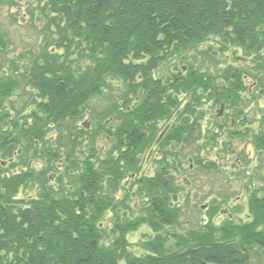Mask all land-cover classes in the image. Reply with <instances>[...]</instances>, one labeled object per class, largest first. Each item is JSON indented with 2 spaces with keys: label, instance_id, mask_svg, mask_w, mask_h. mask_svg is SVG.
<instances>
[{
  "label": "trees",
  "instance_id": "trees-1",
  "mask_svg": "<svg viewBox=\"0 0 264 264\" xmlns=\"http://www.w3.org/2000/svg\"><path fill=\"white\" fill-rule=\"evenodd\" d=\"M44 1L37 8L44 23L40 47L25 60L21 74L16 61L6 59L7 71L0 75V160L16 156L23 169L7 174L0 162V264L264 260V179L258 180L260 188L249 191L242 223L226 219L213 228L209 218L217 206L212 201L208 220L182 235L173 228L179 224L180 193L187 184L179 187L164 163H158L152 179H132L138 176L137 157L155 141L160 124L173 121L162 138L164 147L183 148L199 138L191 124L202 117V103L217 108L226 104L233 118L244 119L247 81L264 90V0ZM210 39L220 41L224 55L240 50L250 68L230 64L217 78L189 65L165 79L155 76L170 58L190 51L208 56L197 48ZM3 53L0 35L1 58ZM114 83L120 88L111 103L87 114L91 128L77 127L89 101L112 92ZM19 91L33 99L10 117L7 101ZM30 105L34 110L21 117ZM101 136L109 145L102 154L95 145ZM214 139L211 135L206 140ZM252 144L264 156V118ZM61 157L65 184L58 179L53 189L47 175L55 168L50 164L60 163ZM32 161L43 167L29 168ZM196 163L203 171L216 168L211 162ZM253 174L256 179L258 173ZM23 184L36 191L25 203L17 198ZM131 197L141 206L129 209ZM229 200L224 196V205ZM118 210L137 215L120 219ZM107 211L113 219L106 234L101 221ZM141 227L152 237L138 243L141 255L136 256L126 239Z\"/></svg>",
  "mask_w": 264,
  "mask_h": 264
},
{
  "label": "rangeland",
  "instance_id": "rangeland-1",
  "mask_svg": "<svg viewBox=\"0 0 264 264\" xmlns=\"http://www.w3.org/2000/svg\"><path fill=\"white\" fill-rule=\"evenodd\" d=\"M44 4V0H0V35H2L5 45V53L2 54V58L0 57V75L7 71L6 59L15 60L19 74H21L23 68L21 66L25 64V60L40 47L44 23L41 21L40 11L37 8L42 7ZM30 13L32 19H30ZM50 28L52 29V27ZM220 44L218 39H210L201 47H198L197 51L205 52V55H208L206 57L195 56L194 52L190 51L184 55L185 57L170 58L166 63L160 65L155 76L165 79L175 73V70L181 72L183 70V72H185L184 70L189 65H192L202 73L207 72L212 75L211 77L217 78L222 70L230 64L234 67L241 65L242 67L246 66L250 68L248 65L249 59L244 60L240 50L232 49L234 53L230 54L228 52L227 55H224V47ZM249 70L247 72H250ZM246 84L247 91L249 92L250 90L251 93L247 92V98L245 99L247 102L241 106V111L243 114H246L244 121L247 128L240 129V126L236 124L235 129L229 131L225 139V142L229 144V151H234L237 156L242 152L243 155L248 158L245 170H237L236 167L232 165L234 158L230 155H224V117L220 121L215 120L214 116L219 108L206 103H202L198 110L199 113H202V117L197 119V121L194 120V124H191L195 137L199 135V138H197L195 142H191L189 146L183 148L180 146L182 155H180L179 158L183 160L182 168L185 169L183 173L180 174L177 172L179 168L178 160L175 156H172V153H170L167 159L166 164L174 173V179L177 184H179V187H181V185L184 187L187 184V187L185 186L183 189V193H180L181 198L178 206L181 216L179 224L173 228V231L179 233V235L200 225L203 221L208 220L205 210L207 204L209 206L212 205V201L216 202L214 203L217 208L214 215L209 218V221L212 223L213 228L216 229L221 227L228 215V212L224 214V196H229L230 203L237 201L231 211V214L234 215L231 222L234 224L242 223L245 215H247L246 205L249 191L261 187V182H258V180L264 179V156H260V153L253 148L252 137L256 136L259 132L260 120L264 118V90L250 87L248 81ZM113 88L114 90L112 89V92L89 101L88 111L84 113L82 120L77 123V127L81 128V126H84L87 131L91 128V122L87 114L90 110L96 113L100 112L105 106H108L112 98L116 95L117 88H120V86L118 83H114ZM25 91L26 94L31 95L29 90ZM32 99L33 98H29L20 91L14 94L10 100L7 101V103L11 104V109L7 107L10 117H13L12 110H18L22 105L24 106L25 103L29 105ZM180 100L182 101V106H184L187 97L183 96ZM38 102L39 101H37V103ZM196 109L197 108H193L194 112H196ZM33 110L34 108H32L31 105L28 106L21 117L27 116ZM228 115L230 117V112ZM235 120L238 122L241 118L237 117ZM172 122L173 121H169L160 124V129L163 130V127L170 125ZM64 126H66V124ZM211 135H214V142L208 143L206 139ZM50 137L53 142L55 139L54 133H50ZM220 140L222 141L221 145L219 144ZM95 145L101 154L104 153L109 146L108 141L104 140L102 136L96 140ZM177 148L179 147L175 146L174 148L173 146L171 150H176ZM143 156L145 158L146 155L144 154ZM144 158L142 160H144ZM188 158L192 159V172L190 176L187 174L189 168ZM198 161H202L204 164L211 162L216 168L213 171L200 170L196 163ZM0 162H3L2 169H4L7 174L23 171V169L18 167L16 156H13L11 161L5 159L2 161L0 160ZM226 163L231 169L230 173L232 176L230 177L231 179L228 183V187L224 190V164ZM140 165L141 168L138 178L143 176L146 171L145 166H142L144 164L141 163ZM53 166L55 168L51 170L47 176H50L49 182L51 187L56 189L58 179L62 180L65 184L63 171L66 167L63 157H61L60 163L53 162L50 164V167ZM28 167L40 170L43 166L40 161H32L28 163ZM254 172L258 173L256 179L253 177ZM183 177H185L184 182ZM245 183L247 186L244 185ZM35 194V187L30 185L25 186L23 184L22 187L19 188L17 198L25 203L29 198L34 197ZM130 199L131 200L128 202L129 209H133V207L137 209L138 206H141L142 202L138 198L135 199V197H131ZM117 214L118 217L120 216V219L125 217L124 219L126 220L137 215L136 213L131 214L129 210H118ZM112 219L113 214L109 211L105 212L101 221V228L106 234L112 227ZM150 237H152V234L146 227H141L136 233L129 234L126 239L129 244V251L136 256L141 255V251L137 245L144 239ZM251 264L258 263L253 260ZM259 264H264V260L260 261Z\"/></svg>",
  "mask_w": 264,
  "mask_h": 264
},
{
  "label": "flooded vegetation",
  "instance_id": "flooded-vegetation-1",
  "mask_svg": "<svg viewBox=\"0 0 264 264\" xmlns=\"http://www.w3.org/2000/svg\"><path fill=\"white\" fill-rule=\"evenodd\" d=\"M222 107H223V110H224L223 111L224 112V116H223V113H222L221 117L216 119L215 118L216 113H215L214 119L217 120V121H220L224 117V155L225 156L230 155L231 157L234 158V161H233L232 165L235 166L237 170H245L246 169V165L248 163V158H246V156H244L242 152H240L238 154V156H237V155H235L234 151H229V149H228V145L229 144L225 142V139L227 138L229 131L235 129L236 124L240 126V129L247 128V125L245 124L244 119H242V120L237 122L235 120V118H233L231 115L229 117V115H228L229 109H228L226 104H224V106H222ZM171 125H172V123L170 125L166 126V127H163V130H166V132H167ZM163 130H161L159 132L158 136L161 134V132ZM242 133H245V132H242ZM158 136H157V138H158ZM161 141H162V139L159 141V143L156 145V147L154 149H153V146H154V142L155 141L150 146L147 147L146 152L144 153L146 155L145 158L143 156L144 154L137 157V160H139L138 167H137L139 169L138 174H139L140 168H141L140 164L143 163L144 165H142V166H145V168H146L144 176L147 179H152L154 177V175H155V173H156V171L158 169V163L166 164L167 158H168V154H170V153H172V156L173 157L175 156V158L178 160L177 162H178L179 168L177 169V172L182 174L183 171L185 170L184 168H182L183 160H180V158H179V156L182 155V153L180 151L181 150L180 147L177 148L176 150L175 149L171 150V148H173V146L175 148L174 144H172L171 148L167 147V146L164 147V144L161 143ZM219 144L220 145L222 144L221 140H220ZM143 158H144V160H142ZM188 162H189V164H188L189 168L187 170V174L190 176L191 172H192V159L188 158ZM230 171H231V169L229 168V165L227 163L224 164V190H226V188L228 187V183H229V181L231 179L230 177L232 176ZM137 177H138L137 174L133 175L132 179H134V181H135L137 179ZM184 178L185 177H183V182L185 181ZM244 185L247 186L246 183ZM235 202L237 203V201H235ZM235 202H232V203L227 202L224 205V214H226L228 212L227 219L229 221L233 220V216L234 215L231 214V211L233 210V207L235 206ZM208 206L209 205L207 204L206 210H207Z\"/></svg>",
  "mask_w": 264,
  "mask_h": 264
},
{
  "label": "water",
  "instance_id": "water-1",
  "mask_svg": "<svg viewBox=\"0 0 264 264\" xmlns=\"http://www.w3.org/2000/svg\"><path fill=\"white\" fill-rule=\"evenodd\" d=\"M222 113H223V107L221 106V107L217 110L215 118H216V119L220 118L221 115H222ZM165 132H166V130H163V131L161 132V134L158 136V138L155 140V142H154V146H153V149H154V148L156 147V145L159 143V141L161 140V138H162V136L165 134Z\"/></svg>",
  "mask_w": 264,
  "mask_h": 264
}]
</instances>
